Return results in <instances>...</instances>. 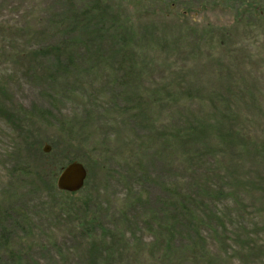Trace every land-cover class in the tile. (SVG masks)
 <instances>
[{
    "label": "rangeland",
    "instance_id": "1",
    "mask_svg": "<svg viewBox=\"0 0 264 264\" xmlns=\"http://www.w3.org/2000/svg\"><path fill=\"white\" fill-rule=\"evenodd\" d=\"M0 264H264V0H0Z\"/></svg>",
    "mask_w": 264,
    "mask_h": 264
},
{
    "label": "trees",
    "instance_id": "2",
    "mask_svg": "<svg viewBox=\"0 0 264 264\" xmlns=\"http://www.w3.org/2000/svg\"><path fill=\"white\" fill-rule=\"evenodd\" d=\"M60 53L63 54L64 51H60ZM64 130L66 132V137L68 138V140L72 141V127L68 126L64 128ZM33 138H35V136H33ZM33 138L30 137V134H28L25 137L24 141L21 142V148H18L17 150V160L22 163V165L16 167L13 170V174L15 176L21 177V179L19 180H22L31 185L43 183V179H45L48 175V170L45 168V166L43 168L39 164V160L41 159L40 157L43 154L41 145L45 142V140L38 139V137H36L35 139ZM54 190L58 191L56 187L54 188ZM180 216L182 217L183 215Z\"/></svg>",
    "mask_w": 264,
    "mask_h": 264
},
{
    "label": "water",
    "instance_id": "3",
    "mask_svg": "<svg viewBox=\"0 0 264 264\" xmlns=\"http://www.w3.org/2000/svg\"><path fill=\"white\" fill-rule=\"evenodd\" d=\"M44 151L49 153L50 148L47 147ZM87 178L88 170L85 165L79 161H73L61 170L56 187L59 191L77 193L85 187Z\"/></svg>",
    "mask_w": 264,
    "mask_h": 264
}]
</instances>
